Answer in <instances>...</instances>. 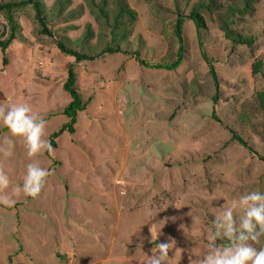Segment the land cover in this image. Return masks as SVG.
Wrapping results in <instances>:
<instances>
[{"label":"rangeland","instance_id":"rangeland-1","mask_svg":"<svg viewBox=\"0 0 264 264\" xmlns=\"http://www.w3.org/2000/svg\"><path fill=\"white\" fill-rule=\"evenodd\" d=\"M35 1L51 36L40 34L30 7L15 11L19 29L5 66L0 52V105L27 103L46 121L48 143L67 127L51 153L30 158L19 138H13L11 157L0 152V171L13 186L22 184L30 162L50 172L35 198L21 194L12 207L0 205V264H146L152 249L169 238L175 246L168 264H192L207 251V230L220 207L247 191H264L258 159L264 114L256 103L264 90V0L251 2L230 24L242 45L225 37L221 21L232 18L224 11L200 14L199 40L219 85L216 104L196 28L187 21L199 0H125L136 18L131 29L115 33L94 20L83 0ZM105 1L114 11L113 0ZM215 1L223 9L242 5ZM177 15L185 19L180 65L166 71L136 62L134 53L148 64L174 59ZM87 25L92 37L83 39ZM8 35L0 14V42ZM56 42L96 57L75 63ZM107 47L120 52L103 53ZM256 63L261 66L254 75ZM71 64L82 104L70 111L72 99L62 86ZM228 129L252 152L232 141ZM5 133L0 125V149L6 150ZM159 228L152 241L150 231L155 236Z\"/></svg>","mask_w":264,"mask_h":264},{"label":"clouds","instance_id":"clouds-1","mask_svg":"<svg viewBox=\"0 0 264 264\" xmlns=\"http://www.w3.org/2000/svg\"><path fill=\"white\" fill-rule=\"evenodd\" d=\"M0 125L6 129L4 143L7 149H0L4 156L13 155V138L23 141L30 158L53 151L44 138L46 121L27 103L0 105ZM49 175L48 169L33 161L26 165L22 184L13 186L9 176L0 171V205L12 207L16 203L14 197L21 194L35 198ZM220 208L222 210L210 221L207 230V251L192 260V264H264V191H247L230 207ZM237 209L239 214H236ZM160 228L154 230L155 236L150 231L152 241L157 239ZM174 246L175 241L170 238L157 244L152 255L146 256V264H168V253Z\"/></svg>","mask_w":264,"mask_h":264},{"label":"trees","instance_id":"trees-1","mask_svg":"<svg viewBox=\"0 0 264 264\" xmlns=\"http://www.w3.org/2000/svg\"><path fill=\"white\" fill-rule=\"evenodd\" d=\"M59 3L64 2L66 5L70 3V0H57ZM242 5L241 9H238L237 7L233 6L232 4L228 3L226 5V8H220V5L216 4L215 0H206V5L203 3V0L198 1V6L192 8L189 11V15L187 16V21H191L195 28H196V35L198 36L199 41V52L203 58V60L208 64V72L213 80L214 84V91L215 94L212 97L213 104L217 103V97H218V83L216 80V75L214 72V69L211 66L210 60L207 58L205 51L202 44L200 43L199 37L201 36V30L204 28L203 19L201 18L200 14L203 11H213L214 13L223 11L226 15V18H232V21L227 24L225 21H221V28L224 32V35L227 39L232 40L237 45H242V41L240 40V35H238L234 30H231L230 24H232L233 20L235 19L236 15L242 16L247 9L250 8V3L255 0H240ZM85 8H87V11L93 15L94 20L96 22H104L106 26H110L113 33H115L118 29L125 30L128 27L129 29L132 28V23L134 22L136 18V14L134 11H132L125 0H113V5L115 10H109L108 4L105 0H102L100 3H96L95 0H83ZM26 7H30L33 10L34 13V19L36 23L39 26V32L42 35L50 37L51 34L49 33L46 19L43 15L42 5L35 0H25L20 2H7V3H0V14L4 15L8 26H9V35L8 38L5 41L0 42V52L3 61V66L7 64V59L5 57V52L9 48V46L17 40V31L19 29V26L15 22L14 14L16 10L23 9ZM81 10L84 8L83 6L79 7ZM63 12V11H60ZM70 17V16H69ZM185 22V19L181 15H177L174 30H173V36L176 39L178 43L177 50L174 54V59L172 60V57L170 60H166L165 62H158V63H152L148 64L138 58L137 53H134V60L138 62L142 66H147L152 69H160V70H166V71H173L175 70L181 63L183 59V41H182V24ZM126 34L122 33V36L124 37ZM92 37V32L90 30V25L86 26V33L83 36V39H89ZM56 48L66 56H70L74 58L75 63H80L82 61H87L94 59L96 56H87L82 53H78L75 50L68 49L65 47V45L61 42H56ZM103 53H107L109 55L114 53H119V49H115L112 47H107L102 50ZM261 63H256L253 65L252 73L256 75L260 70ZM76 83V74L73 68V65H69V68L67 70V77L65 82L63 83V89L70 95L71 102L68 104V109L71 111L73 110L74 106H79L82 104L80 101L78 94L76 92L75 88ZM89 102V101H88ZM88 102H86L88 104ZM256 103L258 106V109L260 112H263L264 114V90L261 92H258L256 95ZM78 112L76 110L74 113L71 114V116H74ZM216 112L215 109L212 108L211 118L214 119L216 122H219L217 117L215 116ZM67 126H64L63 129H60L58 132L53 134L51 136V147L54 148L55 146V138H57L59 135L63 133L64 128ZM264 127V125H263ZM73 130H70V133H72ZM228 132L231 136V140L236 142L239 146L243 147L244 149L248 150L249 152H252V149L247 145V143L239 136L237 135L233 130L228 129ZM263 138H264V131L261 132ZM254 153V152H253ZM255 154V153H254ZM256 155V154H255ZM258 156V155H256ZM258 159L264 163V153L262 156H258Z\"/></svg>","mask_w":264,"mask_h":264},{"label":"crops","instance_id":"crops-1","mask_svg":"<svg viewBox=\"0 0 264 264\" xmlns=\"http://www.w3.org/2000/svg\"><path fill=\"white\" fill-rule=\"evenodd\" d=\"M6 264V263H5ZM8 264H9V261H8Z\"/></svg>","mask_w":264,"mask_h":264}]
</instances>
